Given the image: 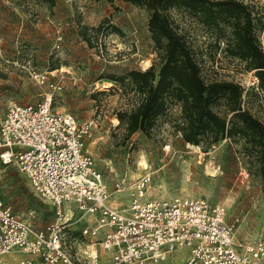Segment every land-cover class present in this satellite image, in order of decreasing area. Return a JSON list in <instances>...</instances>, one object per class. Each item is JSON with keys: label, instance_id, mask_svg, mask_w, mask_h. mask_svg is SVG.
<instances>
[{"label": "rangeland", "instance_id": "374dc122", "mask_svg": "<svg viewBox=\"0 0 264 264\" xmlns=\"http://www.w3.org/2000/svg\"><path fill=\"white\" fill-rule=\"evenodd\" d=\"M241 1L264 13V0ZM166 14L189 44L202 79L237 84L242 89L241 108L264 126V92L254 72L245 70V62L224 51L223 34L228 28H207L178 7ZM149 17L144 7L124 0H54L52 4L0 0V121L10 103L34 105L50 96L52 111L70 113L79 122H96L85 147L110 192L121 178L150 174L148 197L222 203L226 221L238 220L236 242H264L260 148L233 118L225 98H218L212 109L226 120L230 131L209 147L204 141L198 145L183 141L180 105L174 100L167 99L166 110L154 119L148 134L139 130L129 134L126 119L119 120L123 113L134 110L142 96L129 80L114 79L131 70L157 68L162 60L163 51L148 30ZM262 31L258 38L264 52ZM33 72L45 74L49 82H62L64 88L52 91L46 84H38ZM120 198L112 197L111 204L126 203L127 195ZM0 201L35 229L56 222L51 204L34 194L15 165L1 161ZM64 207L62 232L74 254L84 249L80 241L85 240L78 237L75 244L70 234L77 237L86 223L78 221L74 203ZM17 254L12 251L1 256L0 264H18L23 255ZM186 254V249L174 250L157 264H184Z\"/></svg>", "mask_w": 264, "mask_h": 264}, {"label": "built area", "instance_id": "2783aa9c", "mask_svg": "<svg viewBox=\"0 0 264 264\" xmlns=\"http://www.w3.org/2000/svg\"><path fill=\"white\" fill-rule=\"evenodd\" d=\"M33 77L52 91L64 88L45 74ZM96 126L52 111L50 96L34 105L7 106L0 121V161L15 165L34 194L51 204L56 222L35 229L0 201V257L14 251L23 255L18 264H157L186 249L184 264H263L264 242H236L238 220L226 221L222 203L150 198V174L121 178L110 192L85 147ZM120 195L128 203L126 198L120 206L111 204ZM70 203L86 223L77 237L70 234L75 244L78 237L85 240L74 254L62 232L64 205Z\"/></svg>", "mask_w": 264, "mask_h": 264}, {"label": "trees", "instance_id": "16d2710c", "mask_svg": "<svg viewBox=\"0 0 264 264\" xmlns=\"http://www.w3.org/2000/svg\"><path fill=\"white\" fill-rule=\"evenodd\" d=\"M53 3L54 0H45ZM144 7L149 13L148 30L153 40L163 51L161 63L156 68L149 66L144 71L131 70L114 80L128 84L141 96L140 102L128 114L127 131L145 134L154 119L166 110V101L174 100L180 105L179 131L185 143L206 147L225 138L230 129L226 120L219 116L212 104L225 98L233 118L241 123L260 148V172L264 180V126L240 106L242 89L232 82H205L194 54L181 35L171 24L166 12L173 7L187 10L207 28H228L223 34L224 51L232 58L245 62V70L253 71L258 87L264 92V52L258 38L264 32V13L261 8L245 4L241 0H124ZM217 43V42H216Z\"/></svg>", "mask_w": 264, "mask_h": 264}, {"label": "crops", "instance_id": "0c3cea01", "mask_svg": "<svg viewBox=\"0 0 264 264\" xmlns=\"http://www.w3.org/2000/svg\"><path fill=\"white\" fill-rule=\"evenodd\" d=\"M90 220V219H89ZM91 221V220H90ZM82 228V227H81ZM18 255V254H17ZM21 258V257H20ZM263 264H264V262H263Z\"/></svg>", "mask_w": 264, "mask_h": 264}, {"label": "bare ground", "instance_id": "6f19581e", "mask_svg": "<svg viewBox=\"0 0 264 264\" xmlns=\"http://www.w3.org/2000/svg\"><path fill=\"white\" fill-rule=\"evenodd\" d=\"M14 259H16V258H14ZM15 261V260H14Z\"/></svg>", "mask_w": 264, "mask_h": 264}]
</instances>
